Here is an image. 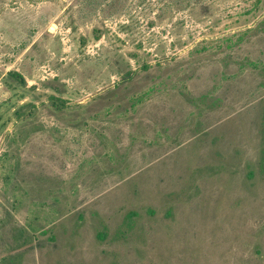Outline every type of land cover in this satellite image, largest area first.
<instances>
[{
  "label": "rangeland",
  "instance_id": "rangeland-1",
  "mask_svg": "<svg viewBox=\"0 0 264 264\" xmlns=\"http://www.w3.org/2000/svg\"><path fill=\"white\" fill-rule=\"evenodd\" d=\"M0 264H264V0H0Z\"/></svg>",
  "mask_w": 264,
  "mask_h": 264
},
{
  "label": "trees",
  "instance_id": "trees-1",
  "mask_svg": "<svg viewBox=\"0 0 264 264\" xmlns=\"http://www.w3.org/2000/svg\"><path fill=\"white\" fill-rule=\"evenodd\" d=\"M96 37L98 38L99 36H96ZM8 74H10V75L13 76V77H16L17 80L20 81V83H22V84L25 83V79L23 78V76H22L20 73H18V72H16V71H8ZM62 104H63V103H61V105H62Z\"/></svg>",
  "mask_w": 264,
  "mask_h": 264
}]
</instances>
